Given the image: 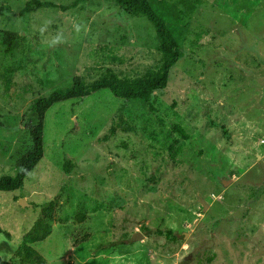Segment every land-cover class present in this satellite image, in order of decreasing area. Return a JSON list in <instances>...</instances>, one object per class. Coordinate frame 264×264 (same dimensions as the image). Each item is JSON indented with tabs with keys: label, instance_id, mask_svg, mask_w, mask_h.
Wrapping results in <instances>:
<instances>
[{
	"label": "rangeland",
	"instance_id": "374dc122",
	"mask_svg": "<svg viewBox=\"0 0 264 264\" xmlns=\"http://www.w3.org/2000/svg\"><path fill=\"white\" fill-rule=\"evenodd\" d=\"M31 1L0 0V32L18 36L12 52L0 45V177L31 148L34 99L163 63L154 26L115 0H38L59 7L21 15ZM149 2L182 53L167 88L147 109L108 90L50 109L44 158L23 189L0 192L3 260L21 264L57 201L51 235L32 245L49 264H264V0ZM178 125L188 139L170 138Z\"/></svg>",
	"mask_w": 264,
	"mask_h": 264
},
{
	"label": "trees",
	"instance_id": "16d2710c",
	"mask_svg": "<svg viewBox=\"0 0 264 264\" xmlns=\"http://www.w3.org/2000/svg\"><path fill=\"white\" fill-rule=\"evenodd\" d=\"M115 2L126 11L145 17L155 28L160 42V50L163 55V63L159 70L148 75L146 78L136 81L121 79L113 70L108 69L99 78L91 83H86L82 77H75L70 87L59 89L48 96L34 99L24 119L31 139V148L19 159L15 175H4L0 177V192H14L24 188L28 176L35 170L45 155V126L47 113L50 109L60 103L77 99L84 100L98 92L108 90L118 99L126 102L138 101L143 108H152V97L156 91L167 88L170 74L174 66L181 59L182 53L175 35L166 20L153 8L149 0H115ZM59 6L52 2L33 0L28 2L22 10L21 15L35 13L40 9H56ZM7 11L6 7H0V17ZM17 34L9 30L0 32V45L5 51L12 52L16 46ZM170 132V138L174 139V132L188 135L178 125ZM184 144L175 140L170 146L173 160L183 151ZM57 201L47 204L42 210V217L35 223L34 227L25 235L24 241L19 247L16 258L21 264H49L48 261L32 246L35 243L45 241L52 233L51 222L55 220ZM81 216L80 220L84 221ZM0 233L11 239V235L0 227ZM162 234V231H159ZM0 264H13L5 261L0 256Z\"/></svg>",
	"mask_w": 264,
	"mask_h": 264
},
{
	"label": "water",
	"instance_id": "95a60500",
	"mask_svg": "<svg viewBox=\"0 0 264 264\" xmlns=\"http://www.w3.org/2000/svg\"><path fill=\"white\" fill-rule=\"evenodd\" d=\"M230 181H232V180H230ZM229 183V181H227V182H225V184H228ZM201 203L203 204V206H204V210L206 211L207 210V208L209 207V204L204 200V199H201ZM20 205L22 206V207H25L26 205H27V203H26V200H21L20 201ZM142 238H144V235H142L141 233H136L134 236H133V239L134 240H141Z\"/></svg>",
	"mask_w": 264,
	"mask_h": 264
}]
</instances>
